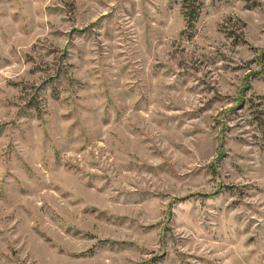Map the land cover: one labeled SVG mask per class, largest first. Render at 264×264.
<instances>
[{"label":"rangeland","instance_id":"rangeland-1","mask_svg":"<svg viewBox=\"0 0 264 264\" xmlns=\"http://www.w3.org/2000/svg\"><path fill=\"white\" fill-rule=\"evenodd\" d=\"M0 0V264H264V0Z\"/></svg>","mask_w":264,"mask_h":264},{"label":"trees","instance_id":"trees-1","mask_svg":"<svg viewBox=\"0 0 264 264\" xmlns=\"http://www.w3.org/2000/svg\"><path fill=\"white\" fill-rule=\"evenodd\" d=\"M202 6V0H185L184 1V12L188 26L191 28L197 21L200 15V9ZM264 55V51H263Z\"/></svg>","mask_w":264,"mask_h":264}]
</instances>
